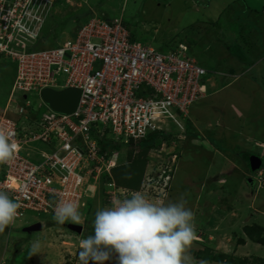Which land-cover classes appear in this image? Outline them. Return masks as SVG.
Segmentation results:
<instances>
[{
  "label": "rangeland",
  "instance_id": "374dc122",
  "mask_svg": "<svg viewBox=\"0 0 264 264\" xmlns=\"http://www.w3.org/2000/svg\"><path fill=\"white\" fill-rule=\"evenodd\" d=\"M262 8L256 0H55L35 51L71 40L90 17H119L135 41L150 40L164 52L185 45L208 72L207 95L189 108L185 132L159 134L157 150L148 140L135 143L138 151L149 150L150 166L138 192L123 191L107 202L101 191L108 178L101 171L88 178L96 194L72 218L27 211L10 226L0 210V264H264L263 246L239 243L247 223L264 233V50L249 53L263 42L254 25ZM245 54L252 57L238 59ZM15 73L16 63L0 57V115ZM57 79L63 83V76ZM26 100L30 108L20 115ZM46 109L36 93L24 99L16 92L7 105L10 118L26 127ZM117 144L113 160L131 148ZM41 148L29 144L23 155L37 162ZM252 156L261 161L257 170H251ZM121 172L114 177L120 180ZM216 179L225 185L214 187ZM207 189L213 200L206 199ZM197 197L212 206H184ZM35 222L39 232H22ZM68 223L82 233L68 231ZM107 236L118 241L106 242Z\"/></svg>",
  "mask_w": 264,
  "mask_h": 264
},
{
  "label": "built area",
  "instance_id": "2783aa9c",
  "mask_svg": "<svg viewBox=\"0 0 264 264\" xmlns=\"http://www.w3.org/2000/svg\"><path fill=\"white\" fill-rule=\"evenodd\" d=\"M54 1L0 0V57L16 63L0 115V210L9 216L10 226L27 211L74 217L97 191L88 178L97 179L101 171L110 176L114 153L102 151L100 140L128 145L159 132H185L189 108L208 90V72L185 45L166 52L146 46L132 39L119 17L111 22L90 17L71 40L35 51ZM66 88L80 90L71 114L45 105V113L29 127L6 117L16 92L24 99L36 93L40 99L43 89ZM29 103L17 113L23 115ZM38 142L44 148L34 162L23 150ZM104 186L109 203L123 192L112 180Z\"/></svg>",
  "mask_w": 264,
  "mask_h": 264
},
{
  "label": "trees",
  "instance_id": "16d2710c",
  "mask_svg": "<svg viewBox=\"0 0 264 264\" xmlns=\"http://www.w3.org/2000/svg\"><path fill=\"white\" fill-rule=\"evenodd\" d=\"M88 20V19H87ZM6 117L11 119L9 114L6 113ZM32 118L36 119L37 115H32ZM166 134L164 132H159L155 134L148 135L144 140H148L151 144V149H158L159 148V134ZM101 150L107 151L108 155L110 156L112 152H118L120 148L119 144H115L114 142L99 141ZM129 149L125 150V157L127 158L126 163L122 166H119L118 168H121L124 170V173L121 174V179H116L113 175L114 172H111L112 169H110L109 173L110 176L108 177L107 174L103 173V175L108 178L106 182H109L110 180H113V183L115 184L116 188H122L126 189L131 192H138L143 181L144 171L147 162L149 161V150L148 149H142L138 151V144H133L132 142H129L128 144ZM136 146L137 151H135L134 147ZM106 182L104 184H106ZM103 184V190L101 191V194L104 195L105 186ZM242 235L244 236L242 239L240 238V244H243L245 240H249L253 243H256L258 245H261L264 247V233L263 228L259 225H245L242 228Z\"/></svg>",
  "mask_w": 264,
  "mask_h": 264
},
{
  "label": "water",
  "instance_id": "95a60500",
  "mask_svg": "<svg viewBox=\"0 0 264 264\" xmlns=\"http://www.w3.org/2000/svg\"><path fill=\"white\" fill-rule=\"evenodd\" d=\"M80 97V90L75 88H66L60 91L52 90V89H43L40 92L41 101L53 112L61 113V114H71L75 111L78 101ZM249 164L251 166V170H257L261 161L257 157H250ZM247 183L251 184L252 180L247 179ZM65 228L76 234L80 235L82 233V227L79 225L68 223L65 225ZM41 230V223L36 222L28 225L22 229L23 233L32 234L34 232H39ZM98 239L101 237L96 235ZM106 242L112 243L117 242V236H107L104 238Z\"/></svg>",
  "mask_w": 264,
  "mask_h": 264
},
{
  "label": "crops",
  "instance_id": "0c3cea01",
  "mask_svg": "<svg viewBox=\"0 0 264 264\" xmlns=\"http://www.w3.org/2000/svg\"><path fill=\"white\" fill-rule=\"evenodd\" d=\"M261 1V3H263V8L262 9H260V11L259 12H256L257 14H258V16L254 19V25H255V28L258 26L260 29H261V33L260 34H262L263 35V37H264V0H256V2L258 3V2H260ZM255 2V1H254ZM256 21V22H255ZM45 22V21H44ZM44 24V23H43ZM43 26V25H42ZM260 29L258 30V32L260 31ZM257 32V33H258ZM150 39V38H149ZM262 40H263V42H262V44L261 45H257V46H255V47H253L252 49H251V51L249 52L252 56H257V55H255V54H253V52H257V53H259V54H261V52L264 50V38H262ZM142 42V41H141ZM144 45H146V46H149V47H151V46H159V45H154V42H150V40H146V41H144V42H142ZM151 44V45H150ZM154 48V47H153ZM174 48V47H173ZM156 49V48H155ZM170 50V49H169ZM241 54V53H240ZM251 56V57H252ZM243 57L245 58H243L242 59V57L241 58H238L239 60H243V61H247L249 58H251L250 57V55H247V54H245V55H243ZM248 58V59H247ZM262 58H264V55H263V57L261 56V59ZM134 148H136V147H134ZM125 150L126 149H122L121 151H120V157L119 158H116V159H112V157H111V159H112V163H114L113 164V167H111L110 169H112L111 170V172H114V171H116L117 169H121V168H118L119 166H122V165H124L125 163H126V160H127V158L125 157ZM148 169H150V166H149V162H147V164H146V167H145V171H144V176H143V181L145 180V178L147 177V175H148ZM124 173V170H122V172L120 173V174H123ZM109 175H110V173H109ZM223 180H225V179H223ZM222 180V181H223ZM227 181V180H226ZM226 181H223V183L224 182H226ZM203 182H205V181H203V179H202V183ZM212 182V181H211ZM214 187L216 186L217 188H219V186H223V185H225V184H220L221 183V180H219V179H216V181L214 180ZM193 183H191V182H189L188 183V185H192ZM220 189H222V188H220ZM118 191H128V190H126V189H122V188H118ZM129 192H131V191H129ZM213 192L214 191H212V190H206V192H205V196H206V199L209 201V200H213L211 197V195H215V194H213ZM216 193H218V192H216ZM253 197V199H254V196H252ZM201 197H197L194 201L193 200H191L189 203H187V204H185L184 206H212V205H210L206 200H204V202L201 204ZM210 203H211V201H210ZM230 215H232V213H230ZM252 224H255V225H258V224H256V223H247V224H245V225H252ZM260 226V225H259ZM262 227V226H261ZM241 237H244L243 235L241 236ZM242 239H245V238H242ZM247 240V239H246ZM245 240V241H246Z\"/></svg>",
  "mask_w": 264,
  "mask_h": 264
},
{
  "label": "bare ground",
  "instance_id": "6f19581e",
  "mask_svg": "<svg viewBox=\"0 0 264 264\" xmlns=\"http://www.w3.org/2000/svg\"><path fill=\"white\" fill-rule=\"evenodd\" d=\"M178 130L181 131V129H179V128H178ZM81 248H83V249H87V250L89 249L88 247H85V246H81ZM86 261H87V259H86ZM43 264H44V263H43Z\"/></svg>",
  "mask_w": 264,
  "mask_h": 264
},
{
  "label": "clouds",
  "instance_id": "9594fccd",
  "mask_svg": "<svg viewBox=\"0 0 264 264\" xmlns=\"http://www.w3.org/2000/svg\"><path fill=\"white\" fill-rule=\"evenodd\" d=\"M40 34H41V33H40ZM186 124H187V122H186ZM185 129H186V125H185ZM113 153H114V152H113ZM95 194H96V193H95ZM95 194H94V195H95ZM93 197H94V196H93ZM35 223H36V222H35ZM71 224H74V223H71ZM75 225H76V224H75Z\"/></svg>",
  "mask_w": 264,
  "mask_h": 264
}]
</instances>
